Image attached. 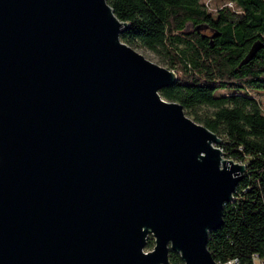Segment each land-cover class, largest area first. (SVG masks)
Returning a JSON list of instances; mask_svg holds the SVG:
<instances>
[{"label":"water","instance_id":"obj_1","mask_svg":"<svg viewBox=\"0 0 264 264\" xmlns=\"http://www.w3.org/2000/svg\"><path fill=\"white\" fill-rule=\"evenodd\" d=\"M128 26L107 0H0V264H219L246 165L161 97L177 75Z\"/></svg>","mask_w":264,"mask_h":264},{"label":"trees","instance_id":"obj_2","mask_svg":"<svg viewBox=\"0 0 264 264\" xmlns=\"http://www.w3.org/2000/svg\"><path fill=\"white\" fill-rule=\"evenodd\" d=\"M219 1L239 12L219 3L211 11L203 0H107L129 25L121 41L153 52L176 73L161 97L217 134L227 159L246 165L224 225L209 236L210 252L219 264H264V0ZM256 44L261 49L247 61ZM155 245L149 237L146 249ZM170 262L184 264L175 252Z\"/></svg>","mask_w":264,"mask_h":264},{"label":"rangeland","instance_id":"obj_3","mask_svg":"<svg viewBox=\"0 0 264 264\" xmlns=\"http://www.w3.org/2000/svg\"><path fill=\"white\" fill-rule=\"evenodd\" d=\"M203 2L208 5L210 7V10H214L215 8H217V3H219L220 5L218 7L220 8H224L225 6L228 5V7L232 8L235 12H239V9L235 7L234 5V2H229L227 5L226 4H223L222 2L220 3L219 0H203ZM129 46V45H128ZM129 47H131L133 50H135L137 53L141 54L142 56H144L147 60L163 67V68H166L168 70H170L169 66L167 63L163 62L162 59L160 57H158L156 54H154L153 52L135 44V45H130ZM172 71V70H171ZM175 73V72H174ZM176 74V73H175ZM185 115L190 118L191 120H195V117L193 115H191L190 113H188L187 111H185ZM206 111L205 110H202V111H198L199 115L205 113ZM236 163L238 164H241L239 163L238 161H235ZM151 237V236H150ZM152 250H148V249H145V252L146 253H149L151 252ZM258 263V262H257Z\"/></svg>","mask_w":264,"mask_h":264},{"label":"built area","instance_id":"obj_4","mask_svg":"<svg viewBox=\"0 0 264 264\" xmlns=\"http://www.w3.org/2000/svg\"><path fill=\"white\" fill-rule=\"evenodd\" d=\"M263 109H264V101H263ZM228 264H238V261H231V262H229Z\"/></svg>","mask_w":264,"mask_h":264}]
</instances>
